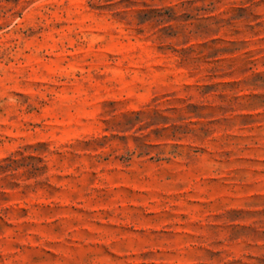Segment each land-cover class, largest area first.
Listing matches in <instances>:
<instances>
[{
	"label": "rangeland",
	"instance_id": "rangeland-1",
	"mask_svg": "<svg viewBox=\"0 0 264 264\" xmlns=\"http://www.w3.org/2000/svg\"><path fill=\"white\" fill-rule=\"evenodd\" d=\"M138 1L0 0V264H264V0Z\"/></svg>",
	"mask_w": 264,
	"mask_h": 264
},
{
	"label": "trees",
	"instance_id": "trees-1",
	"mask_svg": "<svg viewBox=\"0 0 264 264\" xmlns=\"http://www.w3.org/2000/svg\"><path fill=\"white\" fill-rule=\"evenodd\" d=\"M106 1H117L119 3L122 2H128V7H132V6H139V1L138 0H106ZM142 4H144V6H147L146 1L142 0L141 1ZM184 5V3H183ZM195 13L194 15H185L184 14H178V12H176V10L173 7H169L167 9L164 8H153L150 10L147 9H139L137 11L138 15H139V24H143L146 22H151L153 23V25L155 26V28L160 29L161 31L163 29H169V28H173V22H177L180 20H201L202 19V14L200 13V11H202V7H195L193 9Z\"/></svg>",
	"mask_w": 264,
	"mask_h": 264
}]
</instances>
